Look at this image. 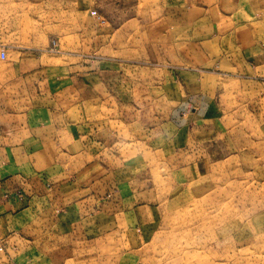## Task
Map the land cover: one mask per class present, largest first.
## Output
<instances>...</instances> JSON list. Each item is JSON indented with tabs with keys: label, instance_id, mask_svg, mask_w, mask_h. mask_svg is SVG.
<instances>
[{
	"label": "rangeland",
	"instance_id": "1",
	"mask_svg": "<svg viewBox=\"0 0 264 264\" xmlns=\"http://www.w3.org/2000/svg\"><path fill=\"white\" fill-rule=\"evenodd\" d=\"M174 1L0 0V63L25 46L40 68L57 66V111L82 133L75 150L87 152L97 210L41 247L48 262L38 264H264V90L240 94L226 75L195 71L187 96L177 79L190 71L168 67L164 12ZM245 4L249 18L237 15L242 28L215 47L226 63L253 51L260 62L247 75L264 79V0ZM68 65L86 78L67 82ZM101 194L136 205L99 215Z\"/></svg>",
	"mask_w": 264,
	"mask_h": 264
},
{
	"label": "crops",
	"instance_id": "2",
	"mask_svg": "<svg viewBox=\"0 0 264 264\" xmlns=\"http://www.w3.org/2000/svg\"><path fill=\"white\" fill-rule=\"evenodd\" d=\"M245 3L246 0H175L167 5L164 18L174 53L170 58L173 65L168 67L190 71L182 82L177 79L178 86L182 83L188 88L187 96L194 92L195 71L226 75L238 82L240 94L258 95L264 90V79L247 75L260 62L258 57L249 59L253 51L239 52L236 61L228 58L226 63L223 53L215 47L216 37L242 28L237 15L243 17V22L249 18ZM19 55L10 65L0 63V264L48 262L41 247L56 242V235L70 230L72 221L83 220V213H97L87 192L90 177L84 175L88 170L87 152L75 150L82 133L65 112L57 111L58 68H40L34 47L20 46ZM224 64L226 70L220 69ZM68 66L67 71L62 70L67 82L77 75L86 78L87 73H73L77 66ZM237 69L246 73L232 72ZM196 86L202 87L199 83ZM72 135H76L73 141ZM101 196L99 215L107 212L112 218L133 211L136 205L134 200L120 204L117 196L106 200L104 194ZM110 202L112 205L107 207ZM46 235L50 240L41 242ZM12 239L22 245L15 255L11 253L16 249ZM48 254L51 255L49 251Z\"/></svg>",
	"mask_w": 264,
	"mask_h": 264
},
{
	"label": "built area",
	"instance_id": "3",
	"mask_svg": "<svg viewBox=\"0 0 264 264\" xmlns=\"http://www.w3.org/2000/svg\"><path fill=\"white\" fill-rule=\"evenodd\" d=\"M56 46H57L56 41H52V49H53V50L56 49ZM5 56H6L5 51H4V50H1V51H0V58H1V59H4Z\"/></svg>",
	"mask_w": 264,
	"mask_h": 264
}]
</instances>
